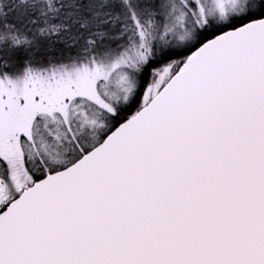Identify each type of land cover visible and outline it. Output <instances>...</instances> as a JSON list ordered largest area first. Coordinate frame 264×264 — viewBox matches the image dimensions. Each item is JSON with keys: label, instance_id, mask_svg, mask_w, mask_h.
Instances as JSON below:
<instances>
[{"label": "snow or ice", "instance_id": "obj_1", "mask_svg": "<svg viewBox=\"0 0 264 264\" xmlns=\"http://www.w3.org/2000/svg\"><path fill=\"white\" fill-rule=\"evenodd\" d=\"M0 264H264V0H0Z\"/></svg>", "mask_w": 264, "mask_h": 264}]
</instances>
